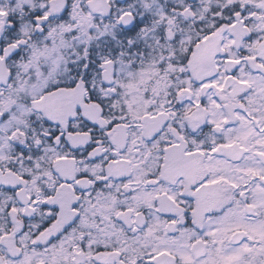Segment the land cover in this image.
<instances>
[{"label":"snow or ice","instance_id":"1","mask_svg":"<svg viewBox=\"0 0 264 264\" xmlns=\"http://www.w3.org/2000/svg\"><path fill=\"white\" fill-rule=\"evenodd\" d=\"M0 264H264V0H0Z\"/></svg>","mask_w":264,"mask_h":264}]
</instances>
